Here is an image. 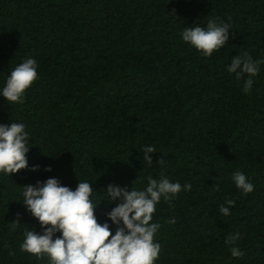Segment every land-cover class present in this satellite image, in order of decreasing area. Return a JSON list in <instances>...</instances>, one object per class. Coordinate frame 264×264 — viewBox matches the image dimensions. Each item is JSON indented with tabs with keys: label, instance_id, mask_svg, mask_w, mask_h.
<instances>
[{
	"label": "trees",
	"instance_id": "1",
	"mask_svg": "<svg viewBox=\"0 0 264 264\" xmlns=\"http://www.w3.org/2000/svg\"><path fill=\"white\" fill-rule=\"evenodd\" d=\"M210 19L230 24V38L203 57L180 32ZM244 51L264 60V0H0V86L22 59L39 65L23 104L0 97V123L26 125L29 166H41L0 175V264H48L20 250L24 229L40 231L19 204L22 185L86 179L102 195L149 175L191 184L156 206L154 264H264V64L247 94L227 71ZM143 145L157 150L151 168ZM237 170L252 193L234 186ZM228 199L235 206L223 216ZM110 207L100 202L98 222ZM234 232L240 259L224 245Z\"/></svg>",
	"mask_w": 264,
	"mask_h": 264
},
{
	"label": "clouds",
	"instance_id": "2",
	"mask_svg": "<svg viewBox=\"0 0 264 264\" xmlns=\"http://www.w3.org/2000/svg\"><path fill=\"white\" fill-rule=\"evenodd\" d=\"M182 42L194 48L201 56L211 57L230 38V24L210 19L205 27L186 26L180 32ZM264 60H255L244 51L235 55L227 67L235 79L242 82L241 91H251L254 77L260 72ZM38 62L35 57L22 59L12 67L0 86V97L10 107L24 103L25 90L37 80ZM29 132L23 122L0 123V175L10 177L21 170L37 172L40 165L29 166L27 154L30 150ZM142 162L151 168L153 159L149 154L157 153L153 145H143ZM43 172L52 168L45 166ZM147 183L140 188L109 183L98 195L94 183L86 179L75 182L71 187L55 176L37 179L34 183L21 186L19 204L25 213L37 222L40 231L28 227L23 230L20 250L37 258L46 256L48 264H154L161 245L154 242L161 224L153 220L156 206L163 201L177 198L182 191L191 190V184L172 181L161 175L158 179L145 177ZM232 182L243 195L252 193L254 185L242 171H234ZM102 196L99 203L93 196ZM103 201L111 206L104 213L103 222H98L97 206ZM235 200L228 199L220 205L219 212L229 216ZM175 219L167 221L174 224ZM22 223L18 219L13 229ZM242 234L230 233L224 240L231 257L240 259L244 253L238 242Z\"/></svg>",
	"mask_w": 264,
	"mask_h": 264
}]
</instances>
